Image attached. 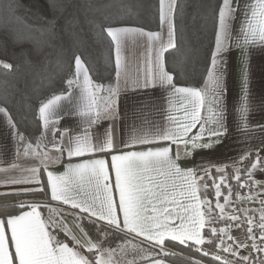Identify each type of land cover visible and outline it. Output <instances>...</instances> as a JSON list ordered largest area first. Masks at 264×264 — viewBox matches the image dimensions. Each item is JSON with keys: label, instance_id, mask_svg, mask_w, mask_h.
Masks as SVG:
<instances>
[{"label": "snow or ice", "instance_id": "obj_1", "mask_svg": "<svg viewBox=\"0 0 264 264\" xmlns=\"http://www.w3.org/2000/svg\"><path fill=\"white\" fill-rule=\"evenodd\" d=\"M177 7L176 0H158V23L161 29L167 27L166 42L161 41L160 32H145L143 28L105 29L115 45L116 83L115 86L107 87L102 109L97 103V94L105 91V86L94 84L89 69L79 55L74 58L75 71L65 83L69 90L74 85L81 89L79 99L82 103L76 105L74 91L55 94L53 90L50 97L41 100L38 111L45 126L53 115L59 122L60 114L56 109L63 101L76 107L75 114L81 117L83 128L69 138L67 157L69 161L73 157L91 158L80 163H67L61 175L47 172L46 185H42L38 179L37 168L26 170L29 176H12L2 184L6 189L12 185H37L31 192L27 188L23 189V194L43 193L47 187L52 201L70 205L72 209L87 214L88 222L96 228L101 239L94 241L84 226L78 224L85 239L81 242L71 236L73 246L70 247L56 232L50 231L57 229L58 232L70 235L71 230L62 220L55 215L43 218L39 203L19 202L16 213L0 216V264H122L121 260L116 259L117 248L103 246L104 239L117 233L133 239L140 237L141 244L147 242L149 249L159 248L161 252H165L166 242L172 241L194 247L203 257H211L220 264H264V258L253 255L259 253L264 256V198H261L259 192L242 196L239 191H233L229 182L235 180L240 189H254L261 183L253 176L257 170L264 171V157L257 152L250 167L235 168L234 173L229 175L224 167L197 164L195 159L192 167H182L179 151L183 145L184 155H190L189 144L193 150L213 149L223 143L221 137L229 135L226 57L232 45L227 41L234 39L236 46L241 48L259 45L264 50V0L245 4L243 20L239 31L235 33L232 24L239 18L240 0H217L214 9V44L202 87L177 86L173 74L166 67L165 53L177 47ZM133 34L147 35L150 41L157 44L154 54L150 45L143 83L137 80L133 87L148 88L159 84L170 88L174 95L178 94L185 101L180 104L184 119L170 114L169 127L151 125L148 130L134 133L128 140L121 137L118 142L111 125L103 133L93 132L92 129L99 126L101 119L118 115L121 51ZM4 67L11 68L12 65L5 64ZM247 72L246 69L243 95L235 109L237 127L245 135L252 131L249 128V113L253 110ZM123 85L128 86L126 77ZM147 108V104L143 105L140 115L144 117L145 123L151 124L145 115ZM259 108L264 111V102H261ZM203 111L209 112L210 116H203ZM0 114L6 117L14 135L22 140L23 135L16 129L7 109L0 108ZM68 114L72 115L73 112L69 110ZM196 128L198 131L193 134L192 130ZM256 129L264 133V124H257ZM172 145H176L175 154ZM36 147H40L39 143ZM53 147L64 155L65 149L62 146L54 144ZM250 155V151H246L240 156V161L247 160ZM212 167H215L216 175L212 174ZM16 168L17 165H11V169ZM207 181L214 188V205L207 198ZM222 189H226L227 195H224ZM13 194L11 191L4 192L5 197ZM221 198L223 204L220 203ZM248 202L261 205L258 220L257 209L241 207ZM229 208L232 211L226 215V209ZM48 210L55 213L53 208L49 207ZM219 222H223L225 227L214 226ZM206 225L207 233L204 232ZM226 240L229 242L226 243ZM206 244L214 246L216 251L205 250L202 246ZM128 246L144 253L141 258L150 264H163L161 259L153 258L147 249L139 248L131 241L118 245L121 253ZM221 252L230 254L234 259L222 257ZM126 264H136V261L133 259ZM194 264L202 262L195 261Z\"/></svg>", "mask_w": 264, "mask_h": 264}, {"label": "trees", "instance_id": "obj_2", "mask_svg": "<svg viewBox=\"0 0 264 264\" xmlns=\"http://www.w3.org/2000/svg\"><path fill=\"white\" fill-rule=\"evenodd\" d=\"M176 2L177 47L165 53L166 67L173 74L176 85L200 87L214 44L217 0ZM115 26L159 30L158 0H0V108L7 109L24 141L35 143L40 139V102L50 97L53 90L55 94L69 90L65 81L75 71V56L81 57L96 83L112 85L115 82L114 43L105 31ZM5 64L12 67L6 68ZM254 160L250 155L244 167H250ZM235 168L238 167L225 169L232 175ZM212 174L216 175L215 169H212ZM207 182V198L214 205V188L210 181ZM229 182L233 187L236 185L233 180ZM222 191L227 195L226 189ZM40 199L43 201L41 212L47 218L51 214L44 206L52 202L47 187L43 193H14L7 197L1 194L0 216L16 213L19 202ZM82 221L94 240L101 239L87 218ZM214 226L220 228L225 224L219 222ZM53 230L60 239L72 244L64 232ZM204 232H208V226ZM125 241L147 249L155 259H165L174 264H194L195 261L220 264L211 257H203L194 247L172 241L166 242L165 252H161L159 248L149 249L147 242L141 244L138 237L133 239L117 233L104 239L103 246L117 248L116 258L124 263L133 259L136 264L147 262L141 258L144 253L131 246L121 253L118 245ZM202 247L216 251L212 245Z\"/></svg>", "mask_w": 264, "mask_h": 264}, {"label": "crops", "instance_id": "obj_3", "mask_svg": "<svg viewBox=\"0 0 264 264\" xmlns=\"http://www.w3.org/2000/svg\"><path fill=\"white\" fill-rule=\"evenodd\" d=\"M254 2L255 0H240L241 12L239 14V18L232 24L234 33L239 31L241 21L243 20V9L245 4ZM115 27L140 28L136 26ZM144 30L145 32H160L161 41L166 42L167 40L166 26L157 31L147 29ZM227 43L232 45L226 57V104L230 113L229 135L221 137L220 139L223 143L209 150H193L189 144L188 151L191 154L188 156L184 155V147L181 145L179 151L181 154L180 164L182 167H192L194 159L197 164H203L210 167H234L246 161H240V156L246 151H250L251 156L254 158L256 157L257 152L260 153L261 157H264V133H261L256 129L257 124H264V111H261L259 108L261 102H264V50H262L259 45L241 48L236 46L234 39H230ZM150 45L154 54V49L157 47L156 42L150 41L147 35L141 34H133L124 43L121 51V91L118 99V115H116L115 118L101 119L99 126L93 127V132L103 133L104 129L111 125L115 131L117 141L119 142L121 137L124 140H128L134 133H139L142 130H148L151 125H155L156 127H169L168 116L170 114L177 116L181 120L184 119V114L180 109V104L185 101H183L178 94L174 95L170 88L160 86L159 84L148 88L133 87L137 80H139L141 84L143 83V78L147 71V55ZM246 69L248 70V91L253 105V110L249 113V128L252 129V131H250L247 135L243 134L241 130L238 129L236 123L237 114L235 111L236 107L239 105L240 98L243 95L242 89L244 88V74ZM125 77L128 80V86L126 87L123 85ZM93 82L94 84H98L94 80ZM80 83L83 85V80H81ZM115 83L116 78L112 86H115ZM68 91H74L77 97L76 105L79 106L82 103L79 99L81 89L76 88L74 85V88ZM106 96V91L103 93L99 92L97 94V103L101 109L103 108V98ZM145 104L148 105V108L145 109V115H147L151 124L145 123L144 117L140 115V109ZM69 110L73 112L72 115L68 114ZM76 110V107L70 105L67 101H63L56 109V112L60 114L59 122H57L55 115L51 117L47 126H45L44 122L41 120L43 130L42 143L45 144V153H41L39 155L32 154V156L20 154L18 148V138L9 127L6 117L3 114H0V169L8 170L0 171V195L4 194L5 191L23 193V189L25 188L29 189L30 192L34 191L37 188V185L35 184L12 185L7 189L2 187L3 182L9 177L29 176L30 173L26 171L28 169H39L38 179L42 182V185H44V183L46 185L47 172L51 171L55 175H61L63 174L67 163H80L85 159L91 158L88 156L79 158L73 157L69 161V158L67 157L66 149L68 147L69 138L75 136L83 128V121L81 117L75 114ZM202 115L209 117L210 113L203 111ZM209 126H211V124ZM197 131L198 128L193 129L192 133L195 134ZM61 134H63V139H61ZM54 144L62 146L65 149L63 156L56 150V148L53 147ZM172 149L173 154H175L177 150L176 145H172ZM46 156L49 159L45 158L44 160L43 157ZM13 164L17 165L16 169H11V165ZM212 169H215V167H212ZM263 174L264 171L257 170L254 173L253 178L257 175V178H261ZM247 191L248 193L251 192L249 189H247ZM48 194L51 198L50 189H48ZM36 203L43 205V201L41 199L39 202L36 200ZM47 205H49L50 208L55 209V215L67 225L68 229L71 230L70 235H67L66 233L64 234H66L70 239L71 236H75L83 242L85 239L84 235L79 231L77 225H83L82 219L86 218L87 214H82L78 209L74 210L70 207V205H64L58 201H52ZM227 211L228 209H226V212ZM41 215L43 218L47 219L44 217L42 212ZM50 231L54 232L53 229H50ZM85 231L88 232L86 229ZM138 239L141 240L142 238L138 237ZM64 242L69 243L67 241ZM69 246H73V241L72 244L69 243ZM161 260L163 261V264H174L165 259ZM122 264L126 263L122 262ZM140 264H150V262L147 261Z\"/></svg>", "mask_w": 264, "mask_h": 264}, {"label": "rangeland", "instance_id": "obj_4", "mask_svg": "<svg viewBox=\"0 0 264 264\" xmlns=\"http://www.w3.org/2000/svg\"><path fill=\"white\" fill-rule=\"evenodd\" d=\"M86 67V66H85ZM110 85V83H107V84H105L104 86H105V91H106V89H107V87ZM105 91H101V93H103V92H105ZM43 131V130H42ZM42 138H43V136H42V133H41V136H40V139L38 140V142H35V143H32V142H27V141H24L23 139L22 140H20V139H18V148H19V152H20V154L22 155V154H24V155H27V156H32V154H41V153H45L44 152V147H45V144L44 143H42ZM37 143H39V148L37 149V147H36V145H37ZM48 156V155H47ZM43 157L44 158V160H45V158L46 159H49L48 157ZM246 163H247V160L245 161V162H243L242 164H240V165H238V166H234V167H238V168H242V167H244L245 165H246ZM233 173H234V171H233ZM232 173V174H233ZM258 176V175H257ZM257 176L254 178L255 180H259V181H261V183L260 184H258L254 189H252L251 190V192L250 193H248V191H247V188H244V189H240L238 186H234L233 187V191L235 192V191H239L240 193H241V195L242 196H247V195H252V194H254V193H257V192H259V193H261V198H264V174L262 175V177L261 178H257ZM233 181H235V180H233ZM233 200L235 201V197H233ZM40 200H37V202H39ZM29 202H36V200L35 201H32V200H29ZM220 203L221 204H223L224 203V201L222 200V199H220ZM48 206V208L47 209H49V205H47ZM241 207H248V208H253V209H257V213H256V218H257V220H258V218H259V209H260V207H261V205L258 203V202H248V203H246V204H242L241 205ZM232 211V209L230 208V210H228L225 214L227 215V214H229L230 212ZM50 213V212H49ZM51 215H55V213H50ZM56 216V215H55ZM206 227H207V225H206ZM221 227H223V226H221ZM225 227V226H224ZM218 228V227H217ZM233 231V233H235L236 232V230L235 229H233L232 230ZM258 231V230H257ZM227 242H229V241H227L226 240V243ZM258 243H259V241H258ZM244 254H247L246 252L244 253ZM253 255L254 256H258V257H262V258H264V256H262V254H259V253H253ZM221 256H223L224 258H226V259H228V260H232L231 259V255L230 254H228V253H223L222 252V255ZM233 258V257H232Z\"/></svg>", "mask_w": 264, "mask_h": 264}, {"label": "built area", "instance_id": "obj_5", "mask_svg": "<svg viewBox=\"0 0 264 264\" xmlns=\"http://www.w3.org/2000/svg\"><path fill=\"white\" fill-rule=\"evenodd\" d=\"M231 259H234V258H232V256H231Z\"/></svg>", "mask_w": 264, "mask_h": 264}]
</instances>
